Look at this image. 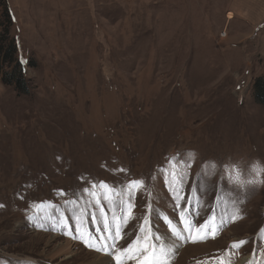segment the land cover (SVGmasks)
Instances as JSON below:
<instances>
[{
  "label": "rangeland",
  "instance_id": "1",
  "mask_svg": "<svg viewBox=\"0 0 264 264\" xmlns=\"http://www.w3.org/2000/svg\"><path fill=\"white\" fill-rule=\"evenodd\" d=\"M6 2L29 93L0 82V264H83L103 252L117 264L104 249L117 225V249L148 234L162 264L248 254L264 264V186L241 190L225 175L236 160L264 161V105L251 91L264 76V0ZM134 180L144 186L130 192ZM101 183L112 190L105 210L85 190L100 199ZM72 201L80 224L64 216ZM67 239L73 254L60 261Z\"/></svg>",
  "mask_w": 264,
  "mask_h": 264
},
{
  "label": "trees",
  "instance_id": "2",
  "mask_svg": "<svg viewBox=\"0 0 264 264\" xmlns=\"http://www.w3.org/2000/svg\"><path fill=\"white\" fill-rule=\"evenodd\" d=\"M11 26L12 15L9 6L6 0H0V82L12 87L19 95H26L29 93V87L23 73L24 66L19 57L18 43L10 34ZM251 91L254 100L264 105V76L251 81ZM57 200L59 201V198Z\"/></svg>",
  "mask_w": 264,
  "mask_h": 264
},
{
  "label": "snow or ice",
  "instance_id": "3",
  "mask_svg": "<svg viewBox=\"0 0 264 264\" xmlns=\"http://www.w3.org/2000/svg\"><path fill=\"white\" fill-rule=\"evenodd\" d=\"M173 169H175V165H173ZM172 179H173V183H177L178 182V177L176 175L175 170L172 172ZM144 183L143 181L140 180H134L131 181L128 185H127V190L128 191H137L141 188H143ZM100 188L102 189H106L108 193H111L112 190L108 189V186L101 183L99 185ZM93 195H95V193H93ZM108 198H111L110 196ZM239 210L237 209V214L234 215L233 219H239V215H238ZM132 217V205L129 204L128 205V210L126 213V217H125V223H127V220L130 219ZM115 219H119V218H115ZM166 219V218H165ZM145 224H147V220H145L144 222ZM207 225L202 226L200 229L196 230V235L203 239V236H200V233L204 231V228H206ZM186 230H191V226L190 224H186ZM141 231H144V227L141 226ZM173 234L176 235L178 238L180 236V233L177 232L175 229L172 230ZM216 230L214 229L212 231L213 237L215 236ZM207 233H205L206 235ZM113 239V244L112 245H104V249L107 250L108 248H112L115 249V253H114V258L117 262V264H123V258L127 257L128 259H138L137 253L140 252H144V253H150V255L145 256L143 260H138V264H162V261L160 259V257H158L156 255V251H155V247L153 245L148 244V240L150 239V236L148 234H145V236L143 237V243H141L140 240H137L136 245L134 247H130L128 249H124V250H119L116 248V244H115V240L116 239H120L121 238V232H120V227L119 225H117L116 231H115V236L111 237ZM158 239V238H157ZM86 243H88L89 247H94L93 244L89 243L88 241H85ZM195 242V240L193 241ZM246 241L244 240H240L235 242L232 247L233 248H237L243 244H245ZM99 250V249H98ZM167 251H170V249L165 250L163 248H161V256H166Z\"/></svg>",
  "mask_w": 264,
  "mask_h": 264
},
{
  "label": "clouds",
  "instance_id": "4",
  "mask_svg": "<svg viewBox=\"0 0 264 264\" xmlns=\"http://www.w3.org/2000/svg\"><path fill=\"white\" fill-rule=\"evenodd\" d=\"M225 175L231 185L241 190L264 186V161L258 158L250 162L236 160L225 166Z\"/></svg>",
  "mask_w": 264,
  "mask_h": 264
},
{
  "label": "bare ground",
  "instance_id": "5",
  "mask_svg": "<svg viewBox=\"0 0 264 264\" xmlns=\"http://www.w3.org/2000/svg\"><path fill=\"white\" fill-rule=\"evenodd\" d=\"M261 33L262 31H259L257 34V44L258 45L261 44V39H260ZM250 66H251V61L249 60L248 68H251ZM108 236L111 237V234H109ZM55 237L56 235L50 236L49 238L50 241L52 242V240ZM180 238H183V234L180 235ZM53 254H54V257L60 258V261L71 256L73 254L71 241L67 239L63 243H59L58 246L55 247V251ZM250 261H251V255L248 254L243 257H240L236 264H250ZM83 264H114V262H113V259L108 257L107 253L103 252L99 255H95L94 259L91 260L90 262H87V263L84 262Z\"/></svg>",
  "mask_w": 264,
  "mask_h": 264
}]
</instances>
